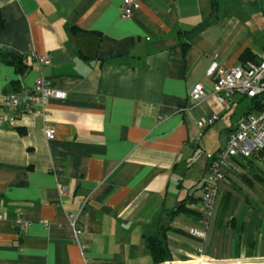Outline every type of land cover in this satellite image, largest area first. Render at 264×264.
<instances>
[{"label": "crops", "instance_id": "1", "mask_svg": "<svg viewBox=\"0 0 264 264\" xmlns=\"http://www.w3.org/2000/svg\"><path fill=\"white\" fill-rule=\"evenodd\" d=\"M233 2L141 0L123 19L122 0H0V52L26 66L17 73L0 57V264H159L147 238L161 227L172 264H193L200 243L206 264H264L257 153L231 159L204 240L189 234L203 227L207 155L247 110L239 95L222 110L206 74L212 60L231 68L252 51L264 0ZM38 77L66 97L45 100L44 115L6 112L8 88ZM197 82L211 93L194 102ZM180 201L191 212H175Z\"/></svg>", "mask_w": 264, "mask_h": 264}, {"label": "built area", "instance_id": "2", "mask_svg": "<svg viewBox=\"0 0 264 264\" xmlns=\"http://www.w3.org/2000/svg\"><path fill=\"white\" fill-rule=\"evenodd\" d=\"M141 0H122L120 17L129 19L133 11L140 6ZM38 63L47 62L46 56H36ZM207 76L213 79L212 93L206 86L197 82L190 91V99L199 102L211 93L222 110H229L232 105L231 97L239 95L243 98H258L261 102L260 109L243 115L236 126L228 133L226 144L214 154L207 155L206 171L202 181L199 215L202 228H191L189 234L203 241L206 227L212 215L216 198L219 194L220 183L225 180L231 168V159L236 157H250L255 152L264 149V58L257 62L249 61L238 63L231 68L222 67L216 60H212L206 71ZM66 92L51 87L43 78L38 77L30 87H21L5 94L2 105L6 112L17 110L24 105V110L34 116L45 114V100L48 98L64 99ZM6 113L0 115V121L5 120ZM218 117L212 113L205 122H199L197 129L211 124ZM45 135L48 139L54 137L55 129L52 123L45 126ZM199 139V132L195 135ZM64 192V189H62ZM1 217V215H0ZM70 216L71 225L74 220ZM46 223V222H44ZM25 223L22 218L15 219V227L22 229ZM196 255L193 264H206L209 262L200 243L194 249ZM84 264H89V259L84 257ZM159 264H172L163 261Z\"/></svg>", "mask_w": 264, "mask_h": 264}, {"label": "trees", "instance_id": "3", "mask_svg": "<svg viewBox=\"0 0 264 264\" xmlns=\"http://www.w3.org/2000/svg\"><path fill=\"white\" fill-rule=\"evenodd\" d=\"M216 4L217 3L215 2V6H216ZM3 24H4V20L0 14V31L3 28ZM0 57L4 61H6L10 64H13L16 67L17 73H22L26 68V66L23 65L22 59L18 58L15 55L0 52ZM260 59H263V58H257L250 49H246L241 54L239 63H245V62H249V61L257 62ZM16 89H18V88H13V90H16ZM248 101H249L248 107H247V110L244 112V114L251 112V111H257L260 109L261 102L258 98H250V99H248ZM256 153L261 155V156H264V149H261V150L255 152L254 154H256ZM196 200L197 199H195V201ZM185 204H186L185 201H180L179 204L177 205L175 212H177V213H179V212H185V213L191 212L190 210L185 208ZM195 214L199 215V213L196 210H195ZM199 217H200V215H199ZM165 230H166V228L161 227V231H160V234L158 236H149L147 238V248H148V250L152 256L154 263L163 262V261L168 260L170 258V252L168 250L167 243L165 240Z\"/></svg>", "mask_w": 264, "mask_h": 264}, {"label": "rangeland", "instance_id": "4", "mask_svg": "<svg viewBox=\"0 0 264 264\" xmlns=\"http://www.w3.org/2000/svg\"><path fill=\"white\" fill-rule=\"evenodd\" d=\"M230 1H233V0H230ZM238 1L239 0H234L233 3L236 6H238ZM216 3H218V1H216ZM258 7L260 6L258 5L257 8ZM261 7L264 10V4H261ZM257 14L258 15L255 16L254 20L253 19L251 20V22L253 23L252 24V29H253L252 51H253V54L257 58H264V11L261 12L260 10H258ZM248 103H249L248 99L244 98L241 100L240 107L243 109H246L248 106ZM201 149H200V153H202L201 155L204 158L208 148L201 147ZM261 163H262L261 165H263V168H264V160H262Z\"/></svg>", "mask_w": 264, "mask_h": 264}, {"label": "water", "instance_id": "5", "mask_svg": "<svg viewBox=\"0 0 264 264\" xmlns=\"http://www.w3.org/2000/svg\"><path fill=\"white\" fill-rule=\"evenodd\" d=\"M8 89H9V91H11V90H12V88H11V87H9Z\"/></svg>", "mask_w": 264, "mask_h": 264}]
</instances>
